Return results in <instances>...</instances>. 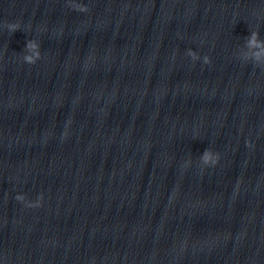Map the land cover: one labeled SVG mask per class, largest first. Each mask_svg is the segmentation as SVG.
I'll return each mask as SVG.
<instances>
[{"label":"clouds","instance_id":"obj_1","mask_svg":"<svg viewBox=\"0 0 264 264\" xmlns=\"http://www.w3.org/2000/svg\"><path fill=\"white\" fill-rule=\"evenodd\" d=\"M69 7L72 10L79 12H87L89 10L86 5L79 3H70ZM3 27L7 28V30L13 34L20 29L21 25L18 22H13V23L5 22ZM247 45L249 48L258 49V51H254L251 54L252 57H254L257 61L261 60V58L264 57V42L259 40L258 31L251 32V35L247 40ZM25 47H26V54L23 56L24 62H26L27 64H35L41 58L40 44L35 40H28L26 42ZM189 55L192 56L193 60L198 59L196 54L192 53L190 50H189ZM203 63L210 64L211 63L210 58L208 56H204ZM64 135L66 136L67 132H65ZM201 158L206 165L214 166L219 160V154L214 153L211 149H206ZM186 166H187V162H186ZM15 199L19 202L25 203L26 207L36 208L42 206L44 196L43 193L39 194L35 202L27 201L25 195L23 194H18L15 197Z\"/></svg>","mask_w":264,"mask_h":264}]
</instances>
